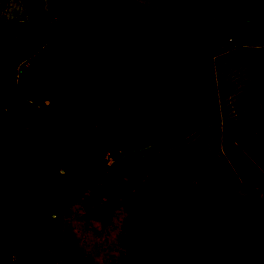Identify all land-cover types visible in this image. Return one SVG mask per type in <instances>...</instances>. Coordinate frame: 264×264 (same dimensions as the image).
<instances>
[{
    "label": "rangeland",
    "instance_id": "rangeland-1",
    "mask_svg": "<svg viewBox=\"0 0 264 264\" xmlns=\"http://www.w3.org/2000/svg\"><path fill=\"white\" fill-rule=\"evenodd\" d=\"M173 3L0 0V264H18L26 223L41 225L58 264H264V64L234 53L264 48V0ZM14 20L52 24L18 67L26 107L5 94ZM161 66L178 80L164 97ZM180 86L202 93L215 120L156 147L176 122L139 134L134 118L158 121L145 109L166 97L175 110ZM158 168L188 169L169 190L203 204L197 216L180 205L175 234L165 231L175 215L153 198Z\"/></svg>",
    "mask_w": 264,
    "mask_h": 264
},
{
    "label": "trees",
    "instance_id": "trees-1",
    "mask_svg": "<svg viewBox=\"0 0 264 264\" xmlns=\"http://www.w3.org/2000/svg\"><path fill=\"white\" fill-rule=\"evenodd\" d=\"M11 26L16 45L6 70V101L13 107H26L30 105V102L21 97L16 90L18 67L25 61L32 59L43 49L51 37L52 24L48 21L40 20H14ZM234 53L238 57L247 59L248 61L264 64V48H242L235 50ZM177 83L176 76L167 67L161 66L158 82L159 96L164 97L168 90ZM176 99L177 104L180 106L175 110L170 109L172 99H168V97L163 101L150 104L148 109H145L146 114H148L147 111L153 113L155 110L153 117L156 116L158 121L155 118L149 121L150 115L142 116L140 119L137 117L134 118L138 124L134 127L139 134L150 132L151 130L148 131V129L151 127V124L155 126L157 122L162 123L166 119L176 122L173 125L167 126L154 138V144L157 147H166L175 141L189 136L204 125L215 120V117L211 113L202 111L203 105L205 106V99L194 87L180 86L176 91ZM191 102L196 106L195 112H189L188 110ZM225 130L228 133L235 134L241 128L240 125H231L227 126ZM182 175H190V171L181 168L156 169L153 173V198L157 199L173 180ZM43 197L46 201H54L56 199V191L46 190ZM157 225V219L153 217L150 225L152 235L156 234ZM18 248V264H58L50 251L48 243L42 236V227L39 223H26L21 227L18 236ZM260 253L264 257V247L263 250H260Z\"/></svg>",
    "mask_w": 264,
    "mask_h": 264
},
{
    "label": "crops",
    "instance_id": "crops-1",
    "mask_svg": "<svg viewBox=\"0 0 264 264\" xmlns=\"http://www.w3.org/2000/svg\"><path fill=\"white\" fill-rule=\"evenodd\" d=\"M183 2V0H178L176 1L175 3H173L172 5H178V4H181ZM256 35L255 36H245V35H242L241 38L243 40H253L255 39ZM158 82H159V79H158ZM179 85V84H178ZM218 91V90H217ZM202 94V93H201ZM203 95V94H202ZM205 99V98H204ZM205 107L207 108V103L205 104ZM202 128V127H201ZM197 131V130H196ZM176 142V141H175ZM174 143V142H173ZM172 144V143H171ZM170 145V144H169ZM168 146V145H167ZM157 147V146H156ZM161 148H165V147H161ZM186 178L187 176L185 175H182L178 178ZM177 178V179H178ZM175 181V180H173ZM173 181L164 189V191L162 192V194L160 195L164 197V207H165V210L171 212V215H175V218L173 217V220H174V223L172 221V216L170 217L171 221L169 220L168 223L165 224V231L168 230V233H171V234H175L176 231H179L180 230V227L178 226V224H176L178 222V216H179V212L178 210L181 208L180 205H182V203H187L186 206H188L187 208V211H186V215H188L190 213V209L192 211V214L191 215H195L196 216L200 213V203L202 204V202H200V200L198 199V197L196 198L195 196H192V194L189 193V191L186 193V191L184 190L185 194L183 195V197L181 198V194H180V191H175L174 194H173V189L169 190L171 188V184L173 183ZM153 183V181H152ZM261 188V186H260ZM259 189V187H258ZM172 192V193H171ZM261 192L263 193L264 195V192L263 190L261 189ZM167 193H171V195H167ZM168 196V197H167ZM203 205V204H202ZM264 208V207H263ZM196 210V212H195ZM197 210L199 212H197ZM185 215V216H186ZM179 227V228H178ZM183 227V226H182ZM149 240V239H148ZM261 245H264V240H261L260 243Z\"/></svg>",
    "mask_w": 264,
    "mask_h": 264
},
{
    "label": "flooded vegetation",
    "instance_id": "flooded-vegetation-1",
    "mask_svg": "<svg viewBox=\"0 0 264 264\" xmlns=\"http://www.w3.org/2000/svg\"><path fill=\"white\" fill-rule=\"evenodd\" d=\"M177 0H169V2L171 3V2H176Z\"/></svg>",
    "mask_w": 264,
    "mask_h": 264
}]
</instances>
